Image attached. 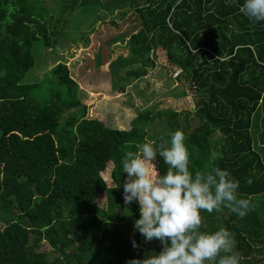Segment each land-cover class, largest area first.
Listing matches in <instances>:
<instances>
[{
  "label": "trees",
  "instance_id": "trees-1",
  "mask_svg": "<svg viewBox=\"0 0 264 264\" xmlns=\"http://www.w3.org/2000/svg\"><path fill=\"white\" fill-rule=\"evenodd\" d=\"M99 1L66 0V9ZM110 3L112 10L126 5L137 14L138 29L127 41L131 57L164 51L194 93L195 107L139 111L130 128L109 127L87 116L64 63L52 69L58 88L38 101L36 85L23 79L35 64L33 43L52 46L55 30L32 0H0V264H126L161 251L158 240L144 242L133 231L138 204L123 200L122 160L147 142L151 126L157 145L184 132L193 174L215 166L239 181L251 210L243 218L226 208L202 212L201 230L228 229L241 264H264V213L257 202L264 195L258 147L264 144V22L249 20L226 0ZM216 133L221 140L214 153ZM108 163L111 187L101 176ZM153 167L160 175L168 170L159 156ZM102 193L103 206L97 201Z\"/></svg>",
  "mask_w": 264,
  "mask_h": 264
},
{
  "label": "rangeland",
  "instance_id": "rangeland-1",
  "mask_svg": "<svg viewBox=\"0 0 264 264\" xmlns=\"http://www.w3.org/2000/svg\"><path fill=\"white\" fill-rule=\"evenodd\" d=\"M32 1L36 12H46L48 26L55 30L52 46L44 47L40 39L33 43L35 64L23 79L36 85L32 96L38 101L45 102L49 93L58 88L52 69L64 63L80 89L77 96L86 105L87 116L109 127L130 128L139 111L194 109V93L182 77L176 76L164 51L157 48L148 56L136 60L131 57L127 41L138 29V18L128 6L112 10V0H100L96 7L70 11L66 0ZM154 129L145 128L147 141ZM211 140L217 153L221 136L216 133ZM108 164L101 176L111 187ZM97 201L104 205V193L98 195ZM48 249L46 244L41 248Z\"/></svg>",
  "mask_w": 264,
  "mask_h": 264
},
{
  "label": "clouds",
  "instance_id": "clouds-1",
  "mask_svg": "<svg viewBox=\"0 0 264 264\" xmlns=\"http://www.w3.org/2000/svg\"><path fill=\"white\" fill-rule=\"evenodd\" d=\"M226 2L239 5V13L249 20L264 22V0ZM185 140L184 132L176 130L169 144L144 142L122 160L123 172L127 174L124 203L135 201L139 209L133 231L144 242L158 240L162 245L158 253L152 251L151 255L129 259L126 264H241L243 260L234 251V236L228 229L201 230V213L226 208L243 218L252 208L251 201L240 195L239 181L226 168L213 166L193 174ZM157 156L168 166L163 175L153 167ZM245 183L251 184L252 179ZM133 247H137L135 241Z\"/></svg>",
  "mask_w": 264,
  "mask_h": 264
},
{
  "label": "crops",
  "instance_id": "crops-1",
  "mask_svg": "<svg viewBox=\"0 0 264 264\" xmlns=\"http://www.w3.org/2000/svg\"><path fill=\"white\" fill-rule=\"evenodd\" d=\"M258 147L261 148V154L264 156V144L259 141ZM258 200L257 202L260 204V210L264 213V195L257 196Z\"/></svg>",
  "mask_w": 264,
  "mask_h": 264
}]
</instances>
